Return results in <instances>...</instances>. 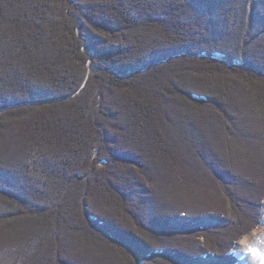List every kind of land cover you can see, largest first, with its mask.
I'll use <instances>...</instances> for the list:
<instances>
[{
  "label": "trees",
  "instance_id": "16d2710c",
  "mask_svg": "<svg viewBox=\"0 0 264 264\" xmlns=\"http://www.w3.org/2000/svg\"><path fill=\"white\" fill-rule=\"evenodd\" d=\"M264 199V0H0V264H237Z\"/></svg>",
  "mask_w": 264,
  "mask_h": 264
},
{
  "label": "rangeland",
  "instance_id": "374dc122",
  "mask_svg": "<svg viewBox=\"0 0 264 264\" xmlns=\"http://www.w3.org/2000/svg\"><path fill=\"white\" fill-rule=\"evenodd\" d=\"M261 203L262 209V218L260 225L250 232L248 235L243 236L239 241L235 243L233 250L231 251L233 258H235L238 263L237 264H251V260L253 259L252 252H257L259 249H253L252 245L257 242V229L264 230V199ZM261 244H264V240L259 241ZM245 243V250L243 251V255L240 253V245Z\"/></svg>",
  "mask_w": 264,
  "mask_h": 264
},
{
  "label": "clouds",
  "instance_id": "9594fccd",
  "mask_svg": "<svg viewBox=\"0 0 264 264\" xmlns=\"http://www.w3.org/2000/svg\"><path fill=\"white\" fill-rule=\"evenodd\" d=\"M260 240H264V230L257 229V242L252 245V248L259 249V251L251 253L253 256L251 264H264V244H261Z\"/></svg>",
  "mask_w": 264,
  "mask_h": 264
},
{
  "label": "bare ground",
  "instance_id": "6f19581e",
  "mask_svg": "<svg viewBox=\"0 0 264 264\" xmlns=\"http://www.w3.org/2000/svg\"><path fill=\"white\" fill-rule=\"evenodd\" d=\"M240 249H241V250H240V251H241L240 253H243V251L246 249V248H245V243H242V244L240 245Z\"/></svg>",
  "mask_w": 264,
  "mask_h": 264
}]
</instances>
